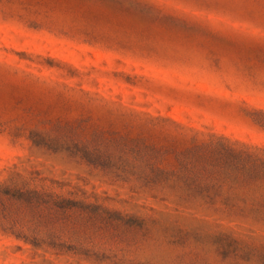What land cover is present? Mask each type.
<instances>
[{
  "label": "rangeland",
  "instance_id": "1",
  "mask_svg": "<svg viewBox=\"0 0 264 264\" xmlns=\"http://www.w3.org/2000/svg\"><path fill=\"white\" fill-rule=\"evenodd\" d=\"M0 185V264H264V0H0Z\"/></svg>",
  "mask_w": 264,
  "mask_h": 264
},
{
  "label": "trees",
  "instance_id": "2",
  "mask_svg": "<svg viewBox=\"0 0 264 264\" xmlns=\"http://www.w3.org/2000/svg\"><path fill=\"white\" fill-rule=\"evenodd\" d=\"M2 196H7L8 198L15 200L19 205V209L36 210L49 204L53 195L34 188L28 189L17 185L11 188H2L0 185V198ZM16 236L24 239L25 241L33 242L25 235L16 234Z\"/></svg>",
  "mask_w": 264,
  "mask_h": 264
}]
</instances>
